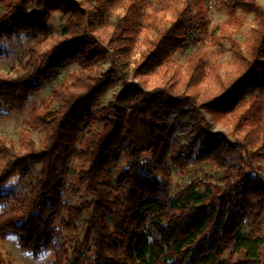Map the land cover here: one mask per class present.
I'll use <instances>...</instances> for the list:
<instances>
[{"label":"trees","instance_id":"1","mask_svg":"<svg viewBox=\"0 0 264 264\" xmlns=\"http://www.w3.org/2000/svg\"><path fill=\"white\" fill-rule=\"evenodd\" d=\"M162 1L161 11L173 21L147 40L131 68L142 20L152 27L163 22L149 0H0V41L36 40L15 76L0 78V119L23 114L60 71L80 67L72 82L60 83L29 112L26 126L44 133L39 144L25 137L17 149L0 138L1 240L15 235L34 258L50 252V264H264V103L260 96L248 99L264 90V76H253L264 61V7L258 0H224L227 20L210 31L202 0ZM56 12L66 21L50 44ZM241 12L255 21L244 43L237 38ZM205 41L219 50L196 48L185 66L176 64L178 51ZM222 42L234 62L226 79ZM7 55L0 42V57ZM106 63L110 69L100 71ZM157 68L170 72L157 89L130 80ZM209 80L217 88L213 99L202 89ZM119 82L115 102L100 108ZM204 112H240L254 128L243 143L233 142L211 133ZM172 114L174 121L164 124ZM184 120L197 135L186 146H173L168 157L169 139ZM239 150L250 159L241 155L233 165ZM193 158L213 161L221 180L193 182L171 195L173 167L186 174ZM16 177L24 185L20 191L7 188ZM0 264H9L2 254Z\"/></svg>","mask_w":264,"mask_h":264},{"label":"rangeland","instance_id":"2","mask_svg":"<svg viewBox=\"0 0 264 264\" xmlns=\"http://www.w3.org/2000/svg\"><path fill=\"white\" fill-rule=\"evenodd\" d=\"M127 1V0H126ZM260 5L264 7V0H258ZM153 10L159 19H162L163 22L159 24L158 27H152L150 25L149 19H143L141 24L142 28L140 33L135 37L136 46L134 47V53L131 56V68L137 66V62L141 58V54L147 48V40L156 38L160 33L165 31L170 23L173 21V16L170 12L165 13L161 11L164 7L165 2L162 0H149ZM202 5L206 10L207 19L210 21L209 30H215L216 26L219 23H222L227 20V11L224 7V0H202ZM121 15L124 14V10L121 8L117 11ZM5 13V7L0 3V16ZM150 13V9L145 11L146 17ZM114 13L110 14L109 23L112 22V17ZM242 19H244V26L238 32L237 38L241 42L251 35V30L255 26L254 15L245 16L244 13H240ZM66 18H64L59 12L53 14V17L50 21V26L53 30L51 39L48 40V43L52 44V41L55 40L59 34L61 26L65 23ZM220 35V31H217L216 36ZM101 43L103 42L100 39ZM7 47L8 55L0 57V78H11L15 76V70L18 69L21 59L24 57L28 47L36 44V40L31 38H14L13 40L4 39L0 41ZM226 49V53L219 58V63L222 65L221 75L224 79L229 77L234 73V62L231 56V52L227 51L229 49V44L222 42ZM105 46V45H104ZM196 48L202 49L205 53L216 52L219 50V46L210 44V41L199 42L198 47L193 45L187 46L185 49H182L177 52L174 56V61L180 66H185L187 60L189 59L191 53ZM105 53V50L103 49ZM208 61V60H207ZM211 65L209 63L208 69ZM110 63H106L100 69V71H107L110 69ZM80 67L77 64H71L66 69L60 71L58 79L46 83L41 91L33 96L30 99L26 111L21 115L13 114L8 117L0 119V138L5 139L9 144L14 145L17 149H20L21 143L24 141L25 137L31 138L36 144H39L44 137V133L41 128L32 130L26 126V120L28 119L29 112L34 107H39L42 102L49 100L52 96L55 88L62 82H72V74L78 73ZM264 61H260L257 64V67L253 71V76L257 80H261L264 76ZM165 75H170V72L166 71L163 68H157L152 73L144 75L143 77H134L130 76V80H135L144 84V86L149 90H154L163 86L166 83ZM123 88V83L119 82L115 87L107 90L105 95L101 99L100 108L109 106L115 102V96ZM203 90H210L211 99L216 97L217 88L214 85L213 81H208L202 88ZM252 96H260L263 99L264 103V90L255 89L250 93L248 99ZM177 116L172 114L169 118L164 120V124H169ZM206 122L210 125L211 133L217 134L222 133L230 138L233 142L240 141L244 142L247 132H251L254 128V123H246L240 119V112L234 115L221 114L219 116L213 117L211 113L204 112L203 116ZM262 121L264 122V111L262 113ZM183 123L178 126L176 131L169 139L170 146L165 150V155L170 157L171 148L176 145L186 146L192 143L197 135V132L189 126V121L184 120ZM239 153H234L231 156V162L233 165L239 162V158L243 155L244 159L249 160V156L246 153L242 154V151L239 150ZM255 165H259V162H255ZM189 171L186 174H180L177 168L172 169V180L173 185L171 187V195H175L181 190L186 189L191 183L197 182L199 186L203 182H214L218 183L221 180V171L217 165L211 160H203L202 162H196L193 158L188 164ZM70 179V178H69ZM9 189H15L20 191L24 189L22 180L18 177L14 178L12 183L7 186ZM79 197H76L75 200H78ZM0 254H2L9 264H50L51 253L45 252L39 258H34L30 253L25 250L20 249L18 245V238L15 235H10L7 240L0 239ZM262 258L264 259V247L262 251ZM237 259H242L241 255L237 256Z\"/></svg>","mask_w":264,"mask_h":264}]
</instances>
